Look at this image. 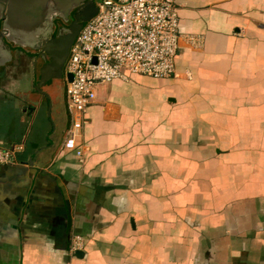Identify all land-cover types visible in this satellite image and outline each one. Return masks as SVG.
Returning <instances> with one entry per match:
<instances>
[{"label":"crops","instance_id":"1","mask_svg":"<svg viewBox=\"0 0 264 264\" xmlns=\"http://www.w3.org/2000/svg\"><path fill=\"white\" fill-rule=\"evenodd\" d=\"M175 2L200 42L100 84L82 159L64 89L7 84L0 40V264H264V0Z\"/></svg>","mask_w":264,"mask_h":264},{"label":"built area","instance_id":"2","mask_svg":"<svg viewBox=\"0 0 264 264\" xmlns=\"http://www.w3.org/2000/svg\"><path fill=\"white\" fill-rule=\"evenodd\" d=\"M96 13L77 34L65 64V100L70 123L64 148L82 159L76 138L86 123V111L96 88L132 74L153 78L175 75V57L182 39L200 42L179 30L175 0H94ZM66 75H70L68 79ZM13 152L0 149V164L12 162ZM72 235L70 250L83 245Z\"/></svg>","mask_w":264,"mask_h":264},{"label":"flooded vegetation","instance_id":"3","mask_svg":"<svg viewBox=\"0 0 264 264\" xmlns=\"http://www.w3.org/2000/svg\"><path fill=\"white\" fill-rule=\"evenodd\" d=\"M39 10V8H32L25 11L21 18H16V20L10 22H8L11 17L10 13H7L5 9L1 11L0 30L3 44L1 53L7 84H10L11 80L9 81V79L14 78L17 72V75L20 76H16L18 78L15 82L16 85L26 87L30 80V85L33 83L32 85L35 86V79L38 77L39 70L49 65L52 58L51 55L42 52V46L57 38L60 31L69 28L75 19L77 8L70 10L65 18H53L51 24ZM11 18L14 19V17ZM69 53L62 66V77L56 78L62 80L63 83L61 84L64 85V89V69ZM49 82L46 84H49Z\"/></svg>","mask_w":264,"mask_h":264},{"label":"water","instance_id":"4","mask_svg":"<svg viewBox=\"0 0 264 264\" xmlns=\"http://www.w3.org/2000/svg\"><path fill=\"white\" fill-rule=\"evenodd\" d=\"M32 8H39L40 12L45 16L51 24L53 18H65L73 8H77L75 19L70 24L69 28L60 31L57 38H54L42 46V52L51 55L49 65L42 67L38 72V77L35 79L34 89L40 94L46 95L42 90L47 82L52 79L62 77V66L66 59L72 44L75 42L78 32L97 11L94 0H0V14L2 9L10 13L11 17L8 22L21 18L25 11ZM4 13V12H3ZM1 21V19H0ZM3 28V25H2ZM0 40L1 30H0ZM68 79L70 75H66ZM42 92V93H41ZM80 252H77V254Z\"/></svg>","mask_w":264,"mask_h":264},{"label":"rangeland","instance_id":"5","mask_svg":"<svg viewBox=\"0 0 264 264\" xmlns=\"http://www.w3.org/2000/svg\"><path fill=\"white\" fill-rule=\"evenodd\" d=\"M50 83L55 84V86H56L57 88L61 89V90L64 89L63 84H61V83H63L61 79H55V80H52ZM32 84H33V83H32ZM31 88H33V90H35L33 85L31 86Z\"/></svg>","mask_w":264,"mask_h":264}]
</instances>
